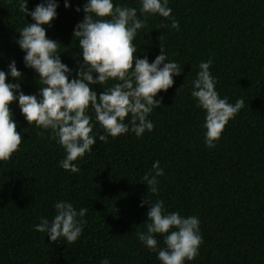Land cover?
<instances>
[{
  "label": "trees",
  "instance_id": "trees-1",
  "mask_svg": "<svg viewBox=\"0 0 264 264\" xmlns=\"http://www.w3.org/2000/svg\"><path fill=\"white\" fill-rule=\"evenodd\" d=\"M47 2L27 0L28 11ZM55 2L57 16L43 27L60 43L58 54L72 70L71 80L83 63L73 33L88 0H68V8L65 0ZM113 3L135 8L138 18H145L141 0ZM19 5L20 0H0V70L8 73L14 60L22 79L8 75L7 82L39 98L43 85L25 66L26 53L17 43L18 32L34 21ZM168 7L170 18L147 14L146 27L133 40L138 58L154 62L162 42L165 62L182 68L173 86L155 97L162 104L147 117L152 131L137 137L130 130L113 138L90 106L91 135L97 141L73 162L79 168L74 173L60 166L66 151L51 130L29 125L18 100L10 104L22 143L11 159L0 161V264H100L105 259L162 264L137 235L146 232L148 204L141 207L146 198L162 200L168 213L198 217L203 243L195 259L184 264H264V0H168ZM173 19L179 29L171 27ZM208 60L219 96L231 104L244 100L213 148L205 144L206 111L191 95L199 65ZM117 82L90 87L99 95ZM129 119L130 114L124 122ZM156 161L164 174L157 177L159 191L153 195L142 177L154 174ZM59 201L77 211L88 209L74 243L52 242L46 232L35 230L42 218L52 222ZM164 235L154 234L160 248L166 247Z\"/></svg>",
  "mask_w": 264,
  "mask_h": 264
},
{
  "label": "clouds",
  "instance_id": "clouds-1",
  "mask_svg": "<svg viewBox=\"0 0 264 264\" xmlns=\"http://www.w3.org/2000/svg\"><path fill=\"white\" fill-rule=\"evenodd\" d=\"M57 7L55 0H48L47 5L38 4L29 12L27 0H20V11L30 15L34 23H28L18 32L17 43L26 53L25 66L35 70L43 86L39 98L26 95L19 83L7 82L8 75L22 79L14 60L9 64L8 73L0 70V161L11 159L22 143V135L17 131L10 109V104L18 100L29 125L34 123L51 130L53 138L66 151L60 166L75 173L79 168L73 162L91 152L97 141L91 135L92 118L87 114L90 106L96 120L111 137L116 138L130 130L140 137L146 130L150 132L154 128L147 117L154 108L161 107L162 98L157 100L155 97L173 86V76L180 75L182 68L176 62H165L168 60L162 42L161 54L152 63L147 57L138 58L133 44L137 30L146 27L147 14H159L165 19L171 17L168 0H141L143 20L138 18L135 8L115 6L113 0H88L83 8L86 15L73 33V37L78 38L83 63L78 62L76 77L70 80L68 73L72 70L61 62L58 54L60 43L48 38L43 27L56 18ZM68 7L70 4L65 0V8ZM80 10L76 8L77 12ZM171 27L179 29L178 21L173 19ZM211 63V60L200 63L191 93L198 106L206 111L205 144L209 148L215 147L227 123L244 107L243 99L231 104L219 96L216 80L209 71ZM93 73L97 74L95 78ZM109 80L118 82L99 95L90 87L102 86ZM129 114L130 119L125 123ZM99 140L105 141L106 136L100 135ZM153 171L154 174L146 173L142 180L148 185L149 193L155 195L159 191L157 177L164 174L159 161L153 164ZM145 203L148 204V222L146 232L137 233L139 239L158 253L162 264H184L186 260H194L203 243L198 217L168 213L159 199L153 203L146 198L141 207ZM54 207L56 215L52 222L42 218L35 230L46 232L52 242H59L61 238L67 243L76 242L87 223L83 217L88 209L77 211L71 203L64 201L57 202ZM154 234H165L166 247H158ZM100 264H109V261L105 259Z\"/></svg>",
  "mask_w": 264,
  "mask_h": 264
}]
</instances>
